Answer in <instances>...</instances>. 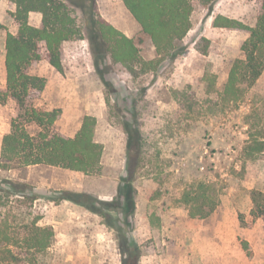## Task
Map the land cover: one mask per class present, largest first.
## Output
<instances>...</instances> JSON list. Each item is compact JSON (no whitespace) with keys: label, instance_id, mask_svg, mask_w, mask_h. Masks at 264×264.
Returning <instances> with one entry per match:
<instances>
[{"label":"rangeland","instance_id":"obj_1","mask_svg":"<svg viewBox=\"0 0 264 264\" xmlns=\"http://www.w3.org/2000/svg\"><path fill=\"white\" fill-rule=\"evenodd\" d=\"M261 3L197 1L183 42L186 51L169 63L158 58L122 0H95L97 15L139 49L136 63L107 60L96 70L86 18L69 2L82 34L62 44L61 73L45 52L32 65L30 74L44 78L45 87L31 94V103L39 110L59 109L55 128L68 136L79 131L86 116L94 117L95 138L103 147L101 171L85 175L46 165L3 169L2 139L17 107L12 99L0 103V186L5 187L0 228L24 236L27 224L39 217V226L54 231L43 253L15 249L23 259L15 264H121L122 246L133 244L141 251L139 264H264V216L254 215L252 199L264 195V152L253 150L264 140V71L239 101H225L229 71L244 58L240 47L248 33L213 26L222 15L253 27ZM15 11L9 0H0L1 89L6 87L5 38L18 32ZM28 21L37 27L41 16L32 13ZM124 121L133 122L143 139L141 164L131 180ZM8 182L27 185L39 198L32 202L6 193ZM125 182L136 189L133 218L119 207L103 220L83 205L60 200L62 191H71L111 202ZM186 192L203 196L205 209L210 199L216 201L215 210L206 218L191 216L182 201Z\"/></svg>","mask_w":264,"mask_h":264},{"label":"trees","instance_id":"obj_2","mask_svg":"<svg viewBox=\"0 0 264 264\" xmlns=\"http://www.w3.org/2000/svg\"><path fill=\"white\" fill-rule=\"evenodd\" d=\"M197 1L199 0H122L125 8L141 27L142 33L151 41L158 58L169 63L186 51L183 42L192 28L191 16ZM9 2L16 6L12 16L18 23V32L7 33L5 38L6 87L0 88V103L12 99L17 107V115L12 118L10 129L2 139V168L9 170L13 165H46L85 175L100 172L103 147L95 138V118L86 116L80 130L72 138L60 133L55 128L60 110H39L31 103V94L44 90L45 79L31 75L30 69L35 62L41 60L45 52L48 63L57 72H62V44L82 34L69 2L79 8L86 18L84 32L96 70L107 60L121 65L138 62L137 44L97 15L95 0ZM32 13L41 16L38 27L28 21ZM213 26L248 33V38L240 47L244 58L234 61L223 90L225 101L237 102L254 87L264 71V0L255 26L251 27L222 15L214 19ZM202 53L206 54L207 50L204 49ZM29 125H35L37 132L30 133L27 130ZM122 126L126 134V163L128 178L131 180L141 164L143 139L140 129L133 126V122L124 121ZM253 150L264 152V140L257 141ZM7 184L10 188V191H6L8 194L19 195L32 202L39 198L37 194L28 192L27 185L12 182ZM4 188L0 186V191H4ZM135 197V187L131 182H125L122 192L111 202L98 201L89 195L71 191H62L60 200L83 205L91 213L107 220L111 216L109 212H114L119 207H124L128 218H133L136 211ZM202 198L204 197L189 192L184 193L182 201L190 206L191 216L206 218L215 210L216 201L210 199L209 207L205 209ZM252 199L254 215L264 216V195L254 194ZM39 220L37 217L27 224L24 236L10 234L6 228H0V262H23L15 249L36 255L50 247L54 231L51 227L39 226ZM121 253V264H139L141 251L136 244L122 246Z\"/></svg>","mask_w":264,"mask_h":264},{"label":"crops","instance_id":"obj_3","mask_svg":"<svg viewBox=\"0 0 264 264\" xmlns=\"http://www.w3.org/2000/svg\"><path fill=\"white\" fill-rule=\"evenodd\" d=\"M38 27V26H37ZM246 38H248V37H246ZM82 125V124H81ZM79 128H81L80 126H79ZM80 130V129H79ZM66 136H68V135H66ZM75 136V135H74ZM73 135H70V136H68V137H74ZM37 166H39V165H37ZM69 172H73V173H76V174H79V172H74V171H69Z\"/></svg>","mask_w":264,"mask_h":264}]
</instances>
